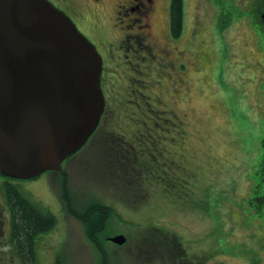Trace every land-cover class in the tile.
Returning a JSON list of instances; mask_svg holds the SVG:
<instances>
[{
	"label": "rangeland",
	"instance_id": "rangeland-1",
	"mask_svg": "<svg viewBox=\"0 0 264 264\" xmlns=\"http://www.w3.org/2000/svg\"><path fill=\"white\" fill-rule=\"evenodd\" d=\"M69 1L79 10L72 17L80 29L94 36L95 22L107 27L98 4L94 8L89 0ZM181 4L179 36H168V44L163 43V9L155 6L153 45L144 47L147 51L136 69L127 67L126 76L117 71L113 84L107 86L111 110L103 125L125 132L124 127H132L131 139L140 143L143 159L150 150V137L164 131L162 144L179 153L175 159L185 168L178 177H167L190 189L183 193L182 185L170 182L166 184L172 189L169 194L150 190L129 196L125 192L133 190V182L129 188L128 183L108 182L112 179L106 177L115 174L108 173L113 163L104 151L97 148L94 156L82 147L69 162L60 160L72 206L81 211L93 200L112 208L98 231L106 264H189L186 256H159L156 252L162 246L153 257L134 254L133 258L129 251L130 245L138 252L147 233L169 241L179 238L176 231L181 238L188 237V243L202 247L189 246V254H180H199L198 264H264V201L244 192V177L264 170L260 158L264 153V62L259 53L264 44L259 18L263 6L255 0H181ZM162 163L159 166L165 170ZM119 175H125L123 169ZM11 177L21 192L56 217L54 225L34 239L36 264H100V250L88 238L82 220L64 209L57 172ZM3 205L0 188V212ZM2 213L6 216L5 209ZM147 214L153 215L148 218ZM2 218L0 257L4 259L0 264L5 260L19 264L20 255L7 240L8 224ZM151 222L169 229L162 232ZM115 232L124 234L123 243L107 238Z\"/></svg>",
	"mask_w": 264,
	"mask_h": 264
},
{
	"label": "water",
	"instance_id": "water-1",
	"mask_svg": "<svg viewBox=\"0 0 264 264\" xmlns=\"http://www.w3.org/2000/svg\"><path fill=\"white\" fill-rule=\"evenodd\" d=\"M99 70L93 43L62 9L49 0H0V173L60 167L97 122Z\"/></svg>",
	"mask_w": 264,
	"mask_h": 264
},
{
	"label": "flooded vegetation",
	"instance_id": "flooded-vegetation-1",
	"mask_svg": "<svg viewBox=\"0 0 264 264\" xmlns=\"http://www.w3.org/2000/svg\"><path fill=\"white\" fill-rule=\"evenodd\" d=\"M49 1L56 7L62 9L70 17V19L73 21L77 29H79L93 43L95 49L97 50L100 56V70L98 74V84H99L102 97H103V104H102L101 111L99 112L96 124L91 129V131L86 135L83 142L78 147H76L73 151L65 155L63 157L65 158L64 160L69 162L70 158L75 156L77 152L79 153L82 147H86L88 149L87 154L90 151H92V154L94 156H95V151H97V148H99L101 151H104V154H105L104 156H107V158L109 159L108 161L113 163V171H110V172L108 171V173L109 174L112 173L115 175L106 177L107 179H112V181H108V182L128 183V188L130 186V182L134 183L133 190L126 191L125 194L129 196L139 194V193L147 194L150 190H157L160 192H162L163 190H166L162 193L169 194L170 190L172 189L167 187L166 184H169L170 182L178 186L182 184L179 183L178 179L170 180L167 177V175L169 174L171 177H178L177 173L182 174L185 168L183 167L182 164H180L177 161V159H175V157L179 156V153L173 151L172 148L166 147V145L162 144L164 142V134H163L164 131H161L159 133L152 132L153 135L152 137H150L151 139L150 150L146 152V155H147L146 159H143L142 156L140 155L144 151L142 147L139 145L140 143L138 142L135 143L133 142V138L131 139V136L134 134L132 127H126V128L124 127V129L127 130L125 132V131H120L118 129H113L111 127H105L103 125V123L105 122L104 117H106L107 114L109 113V110H111L110 107L108 106V101H106L107 100V97H106L107 86L111 87V85L113 84V79H116L117 71H122V75L126 76L127 67L128 68L131 67L134 69L135 65H137L138 62L143 58V52L147 51V49L150 47L149 45H153L152 43L154 41L153 39L155 35L151 31V17L153 15L156 5L159 8L163 9V12H164L163 16H164L165 23L163 26V37H165V40H163V43L168 44V36L174 39L178 38L179 30L175 33L176 35L175 34L172 35L170 31V27H169V20H168V1L169 0H89L91 4L94 6V8H96L98 4L97 9L99 10L101 16L102 15L105 16L104 24L107 25V27L105 28L100 22H97V23L95 22L94 23V31H95L94 36L91 35L88 31L86 30L83 31L82 29L78 27L75 21L76 18L75 19L73 18L74 17L73 12L79 13V10L76 7L73 8L69 0H49ZM246 1L249 2V1H254V0H246ZM255 1H257L258 4L263 6V9L260 12L259 18L261 20V28H264V0H255ZM260 34L264 36V29L260 30ZM144 47H146L147 49H144ZM259 53L264 62V44L261 45V49H259ZM175 55H176V52H175ZM145 99L146 98H144V100ZM157 135L161 136L162 139L158 138ZM167 141H165V143H168ZM97 153H100V152H97ZM100 154L99 156L102 157V155ZM263 154L260 157L261 162L264 160ZM93 155H89V156H93ZM156 155L159 156L160 158L162 157L163 158L162 160L166 163L167 166L164 163H162L161 159H159ZM111 158L113 160H111ZM161 163L165 166L164 167L165 170L160 168L159 165H161ZM105 164L106 163H104V165ZM103 168H105V166H103ZM121 169H123L125 172V175L123 176L119 175V172L121 171ZM167 169H168V172L166 171ZM181 169H182V172H180ZM43 170L57 172L58 178L60 176H63L64 185L66 186L63 164L60 165V167L56 169L48 168V169H43ZM257 171L258 170L256 169V172ZM255 174L258 175L257 173H253L250 177H247V176L244 177L246 178L244 180L246 184V188L244 192L247 191L248 193H251L254 196H263L264 187L260 188L259 190L253 189L251 191V187L253 185H257L260 182H262V180L256 177ZM6 176H9V175H6ZM182 186H183L182 187L183 193H186L184 191L186 190V188L190 189L189 185L187 187H185L184 185ZM67 193L69 194L68 189H67ZM4 209L6 211V216H4V214L2 213ZM64 209L67 211L68 214L73 215V212L71 210H68L67 208H64ZM109 209L110 210L106 213V216L109 214V212L112 211V208H109ZM47 210L53 215L54 221L52 225L48 227L45 231L50 229L56 221V217L54 213L49 209ZM8 211H9L8 207L4 203L3 208L1 209L0 215L3 216L2 218L3 220L4 218L5 220H7V224L9 227V219H8L9 212ZM147 215H148V218H150V216H152L153 214H147ZM104 222H105V217L101 218L99 223L95 224L92 228L93 230L92 232H94V234L91 236L90 241H92L93 246H95L99 250L102 249V245H101L102 239L98 236V231L101 229ZM150 225L155 226V227L156 226L160 227L162 232H166V230L168 231L169 229V228L168 229L165 228L163 224H156V223L151 222ZM8 227H7V237H8V231H9ZM146 235L148 239L146 241L143 240L145 244L142 247H140L138 252L135 251V248H133V246L131 247L128 244L129 248H132V249H129V251L133 253L132 255L133 258H134V254L139 255L140 257H143V256L153 257L154 251H156L155 249L162 246L163 249L165 250L162 249L159 252H156L158 253L159 256H160V253H162V256L163 254H168L169 256L173 258H175V255H179V257L186 256L189 264H198L199 257H200L199 254L194 253V255L191 257H188L187 254L180 256V254H184L186 252L189 254V249H188L189 246L196 247L198 250L202 249L200 245L194 246L196 244H193L190 242L188 243V237H184L188 243V246H186L187 243L183 241L184 238L180 237L182 233L176 231V235L179 236V238H174L175 240L170 238L171 240L169 241L164 240L163 238L160 240H157L155 238L153 239L152 235L150 236L148 233ZM7 240L9 241V239ZM124 241H125V236L122 241L120 242L113 241V242L121 244ZM167 242L169 244V250L166 244ZM96 243H99L100 247ZM133 243L135 245V242ZM139 251L143 252V254H140ZM52 256L54 258L56 257V255L54 254V255H51L50 259H52ZM1 259L3 260L4 257H0V260ZM164 260H167V259H164ZM3 262L8 263V261L6 260ZM165 263L170 264L167 261H165ZM180 264H186V263L185 261L183 262L180 261Z\"/></svg>",
	"mask_w": 264,
	"mask_h": 264
},
{
	"label": "trees",
	"instance_id": "trees-1",
	"mask_svg": "<svg viewBox=\"0 0 264 264\" xmlns=\"http://www.w3.org/2000/svg\"><path fill=\"white\" fill-rule=\"evenodd\" d=\"M182 4L181 0L168 1V20L171 34L174 35L180 28V19ZM263 9V8H262ZM263 154V153H262ZM264 155V154H263ZM256 175L262 180L257 185L251 187L259 190L264 187V171ZM0 182L1 193L4 203L8 207L9 212V231L8 239L11 242L13 251L20 255L19 264H36L33 253V242L36 235L44 232L50 227L54 221L53 215L42 205L35 203L27 197L21 190L10 180V175ZM60 196L64 208L71 210L73 215L82 220L85 233L88 238L94 234L92 228L98 224L101 218L106 217V213L110 210L106 204L97 201H88L81 211L73 208L67 188L64 185V178L60 176ZM257 201H264L263 196H253ZM94 211V212H92ZM99 246V243H96ZM100 247V246H99ZM100 264H106V256L103 249H100ZM8 264V263H4ZM223 264V263H218Z\"/></svg>",
	"mask_w": 264,
	"mask_h": 264
}]
</instances>
